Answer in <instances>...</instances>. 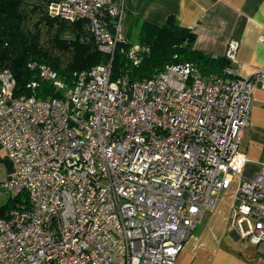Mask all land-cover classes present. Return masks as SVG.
<instances>
[{"label": "built area", "instance_id": "2783aa9c", "mask_svg": "<svg viewBox=\"0 0 264 264\" xmlns=\"http://www.w3.org/2000/svg\"><path fill=\"white\" fill-rule=\"evenodd\" d=\"M48 12L86 19L109 58L71 84L30 63L56 97H12L14 76L0 69V150L12 162L3 186L28 201L0 214V264H173L235 178L230 220L264 250V162L246 175L239 152L264 70L238 74L239 42L227 44L225 78L183 61L111 79L115 47L126 43L124 0H51ZM140 49L128 51L135 62Z\"/></svg>", "mask_w": 264, "mask_h": 264}, {"label": "trees", "instance_id": "16d2710c", "mask_svg": "<svg viewBox=\"0 0 264 264\" xmlns=\"http://www.w3.org/2000/svg\"><path fill=\"white\" fill-rule=\"evenodd\" d=\"M51 0H0V69H9L15 79L12 97L35 94L37 97L61 96L47 80L40 77L30 63L45 64L57 76L71 84L74 74L104 63L109 55L100 50L86 19L66 20L48 12ZM135 31V42L143 49L136 53L137 62L128 56L132 43L127 35ZM126 43L115 47L111 64V79L118 76L143 79L162 70L165 64L194 61L201 74L225 78L231 61L224 55H213L193 47L195 33L169 15L162 24L132 19ZM36 82L35 88L28 86ZM0 161L8 160L0 153ZM23 199H21L22 197ZM18 204L27 205L24 191L14 197ZM10 206V207H12ZM8 206L0 207V214Z\"/></svg>", "mask_w": 264, "mask_h": 264}, {"label": "crops", "instance_id": "0c3cea01", "mask_svg": "<svg viewBox=\"0 0 264 264\" xmlns=\"http://www.w3.org/2000/svg\"><path fill=\"white\" fill-rule=\"evenodd\" d=\"M123 35L133 18L162 24L173 15L181 26L195 33L193 47L224 55L227 44L239 42L235 67L238 74L254 80L264 70V0H124ZM239 152L248 162L246 175L264 162V88L251 94L248 125L243 130ZM232 197L220 196L214 210L185 239L173 264H264V250L250 243L230 220Z\"/></svg>", "mask_w": 264, "mask_h": 264}, {"label": "rangeland", "instance_id": "374dc122", "mask_svg": "<svg viewBox=\"0 0 264 264\" xmlns=\"http://www.w3.org/2000/svg\"><path fill=\"white\" fill-rule=\"evenodd\" d=\"M123 27H124V24H122V33L124 34L125 31L123 30ZM127 37L132 43H135L137 41V39H136L137 33L135 31L130 32L127 35ZM0 153L4 154V152L2 150H0ZM251 162H252V164L255 165V164H259L262 161H251ZM7 179H8V171H7L6 165H5L4 162L0 161V181H1L0 182V207H2V206L10 207L13 204H18L19 203V202H16L14 200V197L18 194V192L15 189H12L11 191L7 190L5 188V186H3V182H5ZM237 182H238V179L235 178L232 181L230 187L226 191H224L221 194V196L222 197L223 196H229V197L233 198V194L235 192V189H236V186H237ZM21 199H23V197ZM242 227H243V230H247V224H246L245 221H244Z\"/></svg>", "mask_w": 264, "mask_h": 264}, {"label": "water", "instance_id": "95a60500", "mask_svg": "<svg viewBox=\"0 0 264 264\" xmlns=\"http://www.w3.org/2000/svg\"><path fill=\"white\" fill-rule=\"evenodd\" d=\"M7 169L9 172H12V162L11 161L7 162Z\"/></svg>", "mask_w": 264, "mask_h": 264}]
</instances>
